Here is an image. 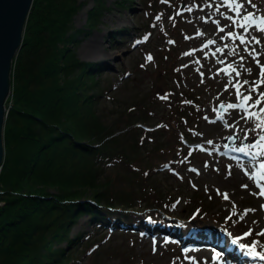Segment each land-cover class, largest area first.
<instances>
[{
	"label": "rangeland",
	"instance_id": "1",
	"mask_svg": "<svg viewBox=\"0 0 264 264\" xmlns=\"http://www.w3.org/2000/svg\"><path fill=\"white\" fill-rule=\"evenodd\" d=\"M78 1L81 6L74 14L72 24L83 31L78 33L72 46L80 59L104 63L103 76L114 83L116 100L142 92L157 75H164L171 92L167 99L159 96L162 104L158 115L169 117L172 109L174 113L180 107L188 109V103L192 108L187 111L188 115L179 117L178 127H173V120L168 121L167 126L161 122L162 130L158 132L162 140H170L171 144L179 140L182 146L181 158H176L174 165L158 164L153 173L155 184L163 188L162 194L171 201L168 213L156 211L155 218L146 208L142 209L146 214L143 216L137 205L134 209L139 212H131L135 220L131 225H125L129 221L121 218L123 225L119 230H110L108 226L98 229L99 225L92 222L87 213L80 214L70 232L88 238H83L74 249L81 258L78 264H210L211 259L202 253L208 250L213 257L217 252L221 253L226 264L264 262L250 255L246 258L248 250L239 247V243L251 245L256 241L259 242L257 251L264 252V236L258 235L264 231V197L252 194L260 191L256 184L259 164L264 162L261 154L264 150L251 149L264 132L255 130L256 120L240 119L242 113L226 107L237 102L233 84L249 81L241 89L247 94L245 90L251 82L258 81L257 69L263 62L259 54L261 51L264 54V33L259 31L264 26L260 22L264 20V0H251V3L240 0L244 4L241 15L250 11L256 21L255 25L249 24L245 28L239 26L243 20L224 0H149V6L142 0H131L127 7L121 6L118 0H103L105 8L101 10L98 22L88 28L87 12L95 0ZM188 8L192 10L188 11ZM221 27L225 31L221 32ZM229 32L236 36L229 37ZM115 34H118L116 39L111 40ZM240 36L244 37L245 43L240 42ZM253 37L260 40V45ZM209 40L215 44H208ZM92 44L97 45L99 53L89 52ZM148 56L152 60L149 61ZM232 69L240 72L239 77ZM255 95L253 93L254 98ZM219 103L225 105L222 110L218 109ZM100 106L108 120L116 115L118 106L112 99L102 98ZM251 111L257 112L258 108ZM233 134L237 137L235 143L226 146L225 138ZM243 139L244 145L241 144ZM259 143L264 144V141ZM245 184L248 188L243 187ZM223 193L228 194V200L224 199ZM191 199L192 202L186 204ZM246 210L252 211L243 215ZM139 226L147 231H140ZM249 230L252 235L244 237ZM217 232L227 237L231 234V240L244 237L234 244L242 250L239 254L241 262L233 259V255L226 256L216 244L198 239L207 233L233 245L227 237L220 234L223 239L219 238ZM186 240L192 243L188 244ZM88 242H91V250L83 255ZM198 247L208 250L200 252Z\"/></svg>",
	"mask_w": 264,
	"mask_h": 264
},
{
	"label": "trees",
	"instance_id": "2",
	"mask_svg": "<svg viewBox=\"0 0 264 264\" xmlns=\"http://www.w3.org/2000/svg\"><path fill=\"white\" fill-rule=\"evenodd\" d=\"M80 6L78 0H33L27 14L3 125L0 264H78L74 249L88 238L70 232L80 214L98 229L119 230L121 218L125 225L135 220L137 205L157 218L156 211L167 214L171 204L153 173L158 164L174 165L182 146L158 132L161 122L178 127L192 108L188 103L186 110L171 108L169 117L158 115L159 96L171 92L164 75L116 100L104 63L80 59L72 46L83 31L72 24ZM104 8L95 0L86 27L96 25ZM104 97L118 106L111 120L100 106Z\"/></svg>",
	"mask_w": 264,
	"mask_h": 264
},
{
	"label": "snow or ice",
	"instance_id": "3",
	"mask_svg": "<svg viewBox=\"0 0 264 264\" xmlns=\"http://www.w3.org/2000/svg\"><path fill=\"white\" fill-rule=\"evenodd\" d=\"M249 3H251V0H248ZM224 3L231 8L237 15V17H241L243 20V23H241L239 26L241 28L246 27L249 24L255 25V16L253 13L248 12L246 15H241L242 10L244 9V4L240 2V0H224ZM254 6V5H253ZM188 11H191V8L187 9ZM179 14V13H178ZM159 19V17H157ZM231 19V18H230ZM217 24H219V21H216ZM235 23V21H234ZM261 24H264V20L261 21ZM221 32L225 31L223 27L219 29ZM259 31L264 33V26L259 28ZM198 35H202V33H198ZM229 37H235L236 34L229 32L228 33ZM147 37H145V40ZM241 43H245V39L243 36L239 37ZM255 42L257 44L260 43L259 39H256L253 37ZM139 43V41H138ZM170 43H174L173 41H170ZM215 41L209 40L208 44H214ZM218 51H222V49H218ZM185 55H190V53H185ZM147 59L150 61L152 60L151 56H148ZM243 59V57H241ZM257 64H259V60H257ZM229 68H231V65H229ZM236 73V76L239 77L240 72L237 71L236 69H232ZM248 72H251V69H247ZM249 81L244 80L243 82L237 81L235 84L232 86L236 89V103H229L226 107L228 109H233V110H238L242 115H240V119L244 120H256L257 123L255 124V130H258L259 132H264V90H261V87L264 86V65H260V79L259 81H252L251 86L246 89V93L242 92L241 89L245 86L248 85ZM227 90V88L225 89ZM253 93H255V98L253 96ZM161 99H167V96L160 97ZM221 107H225V105H221ZM252 108H258L257 112L251 111ZM247 131H253V129H248ZM247 135V132H246ZM259 141H264V135L259 136ZM257 142L256 145H252L251 147H259L262 150H264V144ZM241 151H244V149H240ZM264 155V151L261 153ZM259 179L257 180V188L260 189L258 193H252L253 195H259L261 197H264V183H261V181H264V162H261L259 164ZM192 171H196V169H192ZM247 174V173H246ZM244 188H248V185L245 184L243 185ZM225 200L229 199V196L227 193L222 194ZM252 210H246L243 215H247L248 212ZM231 235V234H229ZM252 235V231L249 230L248 232L244 233V237H248ZM260 236H264V231H261L258 233ZM244 237H236L234 238L231 242L232 244H237L241 239ZM259 242L254 241L251 245L239 243V247L241 249H247L248 252L247 254L252 256L253 258H259L260 260H264V252L257 251V244ZM214 260L216 259H221L222 256L221 253L217 252L215 256L213 257Z\"/></svg>",
	"mask_w": 264,
	"mask_h": 264
},
{
	"label": "water",
	"instance_id": "4",
	"mask_svg": "<svg viewBox=\"0 0 264 264\" xmlns=\"http://www.w3.org/2000/svg\"><path fill=\"white\" fill-rule=\"evenodd\" d=\"M33 0H0V168L4 156L3 125L6 101L11 94L10 73L12 62L21 46L27 14ZM222 103L218 109L222 110ZM233 134L225 138L226 145L235 143ZM241 144H245L242 140Z\"/></svg>",
	"mask_w": 264,
	"mask_h": 264
},
{
	"label": "bare ground",
	"instance_id": "5",
	"mask_svg": "<svg viewBox=\"0 0 264 264\" xmlns=\"http://www.w3.org/2000/svg\"><path fill=\"white\" fill-rule=\"evenodd\" d=\"M216 2V1H215ZM214 2V3H215ZM212 3V2H211ZM210 4V3H209ZM211 5H213V4H211ZM221 5V4H220ZM220 7V6H219ZM256 11H258V10H256ZM250 12V11H249ZM254 12V11H253ZM261 13V12H260ZM261 22V21H260ZM259 24V23H258ZM261 26V25H260ZM245 28V27H244ZM256 28H258V27H256ZM255 28V29H256ZM262 42V41H261ZM215 44V43H214ZM218 45V44H217ZM260 45V44H259ZM262 45V44H261ZM219 46V45H218ZM260 47V46H259ZM263 48V47H262ZM215 49H217V48H215ZM259 49V48H258ZM88 50H89V52H93V53H99V50L97 49V45H95V44H92L91 45V47H89L88 48ZM263 50V49H262ZM257 53V52H256ZM261 53H263L262 51H261ZM259 54V55H261V57H262V61L263 62H261L260 64H259V66H258V69H257V79H258V81H259V79H260V65H264V54ZM218 58V57H217ZM261 59V58H260ZM257 65V64H256ZM205 114V113H204ZM246 121V120H245ZM245 125V124H244ZM240 129V128H239ZM241 133V132H240ZM242 133H243V131H242ZM241 133V134H242ZM224 147V146H223ZM251 149H252V147H251ZM250 149V150H251ZM235 151V150H234ZM254 151V150H253ZM243 152V151H242ZM259 153V152H258ZM242 154V153H241ZM254 156V155H253ZM256 156V155H255ZM260 156H261V154H260ZM245 157V156H244ZM259 158V157H258ZM262 158V157H261ZM256 159V158H255ZM252 160V159H251ZM238 161V160H237ZM238 164H239V162H237ZM250 163V162H249ZM252 163V162H251ZM242 165H244L243 164V162L241 163ZM250 166H251V164H249ZM244 166H246V168H248V170H249V166L248 165H244ZM243 167V166H242ZM244 169V168H243ZM246 170V169H245ZM252 170V169H251ZM243 171V170H242ZM247 172H249V171H247ZM167 211V210H166ZM263 224V223H262ZM261 225V224H260ZM264 226V225H263ZM189 228V227H188ZM263 229H264V227H263ZM181 230V229H180ZM208 230V229H207ZM151 231V230H150ZM223 235V236H225V237H227L226 235H224V234H222V233H220V232H217V236L219 237V238H222L223 239V237L221 236V235ZM230 236V235H229ZM229 236L227 237L228 239H229ZM214 236H212V235H210V234H207L206 233V235H204L203 236V238H202V236L200 237V236H198V239L200 240V241H202V242H206V241H204V240H207L208 241V243H212V244H216L220 249H222L224 252H226V253H224L226 256L227 255H233L232 257H233V259H236V260H239V262H241L242 261V258H240L239 257V254H240V252L242 251V250H240L239 249V247L237 246V245H229L227 242H225V239H224V241H222V240H217V239H215V238H213ZM193 239V241L194 242H196V240H195V238L193 237L192 238ZM230 241H232L231 239H229ZM198 244V243H197ZM203 244V243H202ZM231 244H232V242H231ZM189 247V246H188ZM193 248V247H192ZM199 248V247H198ZM194 249V248H193ZM207 248H204V247H202L201 249L199 248V250H200V252H201V250H206ZM208 250V249H207ZM193 251V250H192ZM198 251V250H197ZM209 251V250H208ZM208 251H203L202 253L207 257V258H209V260H210V264H226V261L224 262L223 261V258H222V260L221 259H216V260H214L213 259V256H211V253H209ZM209 253V254H208ZM226 258V257H225ZM205 259V258H204ZM206 260V259H205ZM227 260V259H226ZM252 260H254V259H252ZM251 260V261H252ZM256 260H259V258H256ZM260 261H263V260H260ZM243 263V262H242ZM228 264V263H227ZM259 264H264V262H261V263H259Z\"/></svg>",
	"mask_w": 264,
	"mask_h": 264
},
{
	"label": "built area",
	"instance_id": "6",
	"mask_svg": "<svg viewBox=\"0 0 264 264\" xmlns=\"http://www.w3.org/2000/svg\"><path fill=\"white\" fill-rule=\"evenodd\" d=\"M7 105H6V110L5 111H7ZM0 193H2V189H1V186H0ZM2 203H3V201L0 199V206L2 205Z\"/></svg>",
	"mask_w": 264,
	"mask_h": 264
}]
</instances>
